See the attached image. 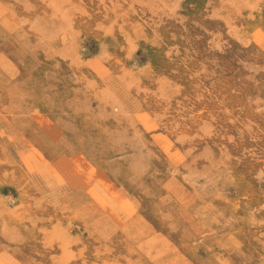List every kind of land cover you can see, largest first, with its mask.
I'll return each instance as SVG.
<instances>
[{"label":"rangeland","instance_id":"rangeland-1","mask_svg":"<svg viewBox=\"0 0 264 264\" xmlns=\"http://www.w3.org/2000/svg\"><path fill=\"white\" fill-rule=\"evenodd\" d=\"M108 263L264 264V0H0V264Z\"/></svg>","mask_w":264,"mask_h":264},{"label":"bare ground","instance_id":"bare-ground-1","mask_svg":"<svg viewBox=\"0 0 264 264\" xmlns=\"http://www.w3.org/2000/svg\"><path fill=\"white\" fill-rule=\"evenodd\" d=\"M64 14V13H63ZM23 123V122H22ZM179 138V137H178ZM187 179H189V178H187ZM176 185V184H175ZM170 189V188H169ZM176 191V190H175ZM176 195V194H175ZM124 197V196H123ZM123 202V201H122ZM6 208V207H5ZM92 225V224H91ZM125 237V236H124ZM101 238V237H100ZM156 238V237H155ZM161 260V259H160ZM159 260V261H160ZM173 260V259H172ZM109 264V263H108Z\"/></svg>","mask_w":264,"mask_h":264}]
</instances>
